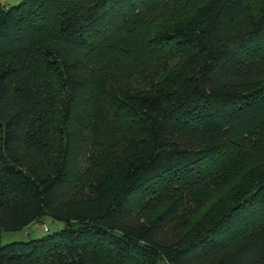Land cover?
Here are the masks:
<instances>
[{
    "label": "trees",
    "instance_id": "16d2710c",
    "mask_svg": "<svg viewBox=\"0 0 264 264\" xmlns=\"http://www.w3.org/2000/svg\"><path fill=\"white\" fill-rule=\"evenodd\" d=\"M262 115L264 0H0V231L64 223L0 264H264V176L214 215L189 189H221L226 130ZM100 119L115 144L85 175Z\"/></svg>",
    "mask_w": 264,
    "mask_h": 264
},
{
    "label": "rangeland",
    "instance_id": "374dc122",
    "mask_svg": "<svg viewBox=\"0 0 264 264\" xmlns=\"http://www.w3.org/2000/svg\"><path fill=\"white\" fill-rule=\"evenodd\" d=\"M4 4L14 5L17 4L20 0H1ZM108 119L95 120L91 126H89V139L87 142L91 144L92 150L88 149L84 155L85 161L81 163L80 170L86 175L91 173L92 175L99 174L102 169L106 166L105 157L107 152L113 148L115 144V131L112 124ZM264 137V115L257 120L237 124L234 127H228L226 130L225 139L227 142H231L234 139V147H238V144L241 143V153L238 154L237 163L235 171L233 172L230 167L222 168L219 177H217L220 183L221 189L219 191L212 189V183L209 185L208 193H205L203 185L208 183V177L203 184L194 186L191 182L192 187H189L190 190L195 191L196 195L201 197L204 201L202 208H196L194 212L196 214L193 217L203 215L207 212L209 215H214L219 210V203L222 200V197L226 198V186L234 193L241 192L243 195L248 189V184L253 183L251 180H254V183L259 181L264 176V142L262 138ZM244 138V139H243ZM248 141L256 143V146L253 148H244V145ZM92 157L90 158V156ZM90 158V159H89ZM225 167V166H224ZM89 172V173H88ZM218 175V173H217ZM249 181V183H248ZM245 185L244 188L241 186ZM144 191L139 193L140 197L138 201H135V205H138L141 201L143 209L148 214H152L159 210L164 202L155 201L151 205H146L148 202V196L144 197ZM181 196V195H180ZM149 206V207H148ZM190 216V215H189ZM64 223L58 220H55L51 216L44 215L42 218L34 222L33 224L17 231H0V245L6 244L13 241H23L27 240L29 237H40L44 234L50 232H55L62 228Z\"/></svg>",
    "mask_w": 264,
    "mask_h": 264
},
{
    "label": "crops",
    "instance_id": "0c3cea01",
    "mask_svg": "<svg viewBox=\"0 0 264 264\" xmlns=\"http://www.w3.org/2000/svg\"><path fill=\"white\" fill-rule=\"evenodd\" d=\"M33 224V223H32ZM31 225V224H30Z\"/></svg>",
    "mask_w": 264,
    "mask_h": 264
}]
</instances>
